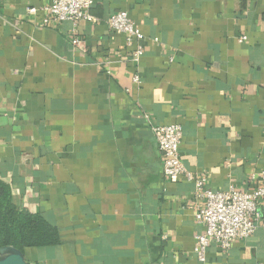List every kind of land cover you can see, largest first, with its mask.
I'll list each match as a JSON object with an SVG mask.
<instances>
[{"label": "crops", "instance_id": "0c3cea01", "mask_svg": "<svg viewBox=\"0 0 264 264\" xmlns=\"http://www.w3.org/2000/svg\"><path fill=\"white\" fill-rule=\"evenodd\" d=\"M51 2L0 0V179L60 239L26 261L264 264L263 224L198 260L202 202L165 177L153 132L181 126L182 162L212 191L264 184V0H95V24H46ZM120 12L139 62L109 26Z\"/></svg>", "mask_w": 264, "mask_h": 264}, {"label": "built area", "instance_id": "2783aa9c", "mask_svg": "<svg viewBox=\"0 0 264 264\" xmlns=\"http://www.w3.org/2000/svg\"><path fill=\"white\" fill-rule=\"evenodd\" d=\"M95 0H52L49 6L43 8L47 16L45 23L62 24L64 22L97 23L91 14ZM29 14H37L36 9H30ZM109 26L117 34L126 36V44L134 48L131 59L134 62L144 55V36L135 28V24L125 12L115 14L109 20ZM246 38H242L245 41ZM76 48L81 47L82 40L74 38ZM139 83L138 77L134 78ZM157 147L164 159V175L173 183L186 179L192 182L202 204L196 215V221L203 226L204 232L197 236L195 255L201 263H205L207 252L214 243L221 251L227 253L238 241L252 237L263 224V216L259 210L260 202L264 200V184L253 191H239L230 188L227 191H212L206 186V181L196 178L183 164L180 146L183 130L179 125L158 126L153 128ZM263 181H264V175ZM256 181L255 176L251 177Z\"/></svg>", "mask_w": 264, "mask_h": 264}, {"label": "trees", "instance_id": "16d2710c", "mask_svg": "<svg viewBox=\"0 0 264 264\" xmlns=\"http://www.w3.org/2000/svg\"><path fill=\"white\" fill-rule=\"evenodd\" d=\"M59 241V230L16 205L11 186L0 179V248L12 246L24 253L30 248L57 245Z\"/></svg>", "mask_w": 264, "mask_h": 264}, {"label": "water", "instance_id": "95a60500", "mask_svg": "<svg viewBox=\"0 0 264 264\" xmlns=\"http://www.w3.org/2000/svg\"><path fill=\"white\" fill-rule=\"evenodd\" d=\"M0 264H29L25 254L12 246L0 248Z\"/></svg>", "mask_w": 264, "mask_h": 264}]
</instances>
